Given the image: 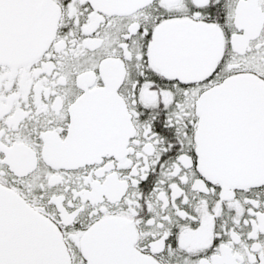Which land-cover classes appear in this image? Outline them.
<instances>
[{
	"label": "snow or ice",
	"instance_id": "snow-or-ice-1",
	"mask_svg": "<svg viewBox=\"0 0 264 264\" xmlns=\"http://www.w3.org/2000/svg\"><path fill=\"white\" fill-rule=\"evenodd\" d=\"M0 264H264V0H0Z\"/></svg>",
	"mask_w": 264,
	"mask_h": 264
}]
</instances>
